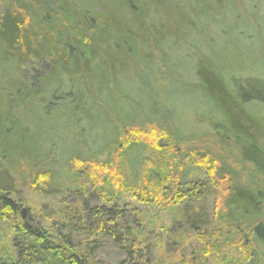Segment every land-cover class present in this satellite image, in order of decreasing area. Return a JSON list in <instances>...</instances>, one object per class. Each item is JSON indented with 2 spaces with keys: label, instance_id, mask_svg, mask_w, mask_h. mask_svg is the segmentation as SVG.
I'll use <instances>...</instances> for the list:
<instances>
[{
  "label": "trees",
  "instance_id": "1",
  "mask_svg": "<svg viewBox=\"0 0 264 264\" xmlns=\"http://www.w3.org/2000/svg\"><path fill=\"white\" fill-rule=\"evenodd\" d=\"M145 2L180 6L178 0ZM96 3L0 0V221L10 224L16 240V259L0 253V264H93V250L103 239L122 254L120 264L178 262L181 257H176L172 241L165 261L159 258L156 245L163 242L159 237L158 242L144 239L141 212L135 204L126 203L127 198L136 204L159 207L168 203L171 210L177 209L181 225L173 222L164 232L187 229L199 242L183 264H207L217 256L233 264L227 248L237 251L243 262L264 264V117L256 119L247 106L264 103V79H232L231 85L223 79L219 62L209 63L208 69L198 65L195 70L197 86L209 107L212 104L221 114L207 133L219 142L212 143L211 149L220 148L222 142L226 149L233 148L261 176L255 183L240 179L233 165L225 158L220 161L222 154L212 152L207 143L197 146L204 148L199 152L189 147L194 139L186 143V137L173 132L175 118L168 109L162 115L158 109L147 108L149 116L162 118V124L158 120L146 126L136 115L130 116L135 108L125 104L118 80L124 73L115 72L116 66L121 69L126 53L134 51L127 41L122 43L123 35L135 36L142 47L145 41L148 47L155 45L162 36L156 37L160 30L150 19L146 23L150 13L139 9L140 0H98L99 10L94 8ZM105 11L114 21L100 16ZM132 27L139 31L137 35ZM113 47L120 51V60L114 59ZM60 75L67 79L59 82L67 87L63 91L49 86ZM159 92L157 84L153 101L162 100ZM97 127L101 132L92 146L86 145L87 131ZM73 128L82 154L66 153L67 168L53 170L55 150L65 155L56 140L61 145L68 144V139L73 142ZM183 150L197 159L207 179L174 178L175 156ZM221 175L225 188L217 191L208 178ZM17 180L41 194L68 192L75 198L77 207L73 204L69 211L76 224L69 232L83 236L77 245L71 243L70 233H59L56 238L35 223L27 209L22 214L13 199ZM212 194L215 198L210 202Z\"/></svg>",
  "mask_w": 264,
  "mask_h": 264
},
{
  "label": "rangeland",
  "instance_id": "2",
  "mask_svg": "<svg viewBox=\"0 0 264 264\" xmlns=\"http://www.w3.org/2000/svg\"><path fill=\"white\" fill-rule=\"evenodd\" d=\"M93 1L97 2L96 5L94 4V8L99 10L98 0ZM144 1L140 0L138 7L150 13L147 16L149 18L146 23H150V19L154 25L153 27L160 30L157 32L156 37L160 33L162 38L158 43L156 42L155 45L149 47L145 45V41L142 47L135 36L131 37L128 33L126 35L122 34L126 36V40H122V43L127 41L131 46V51L133 48L134 51L126 53L123 61L120 62L122 65L119 68L121 69H118L117 66L115 68L116 73H121L120 71L124 73L123 75L119 74L118 80L120 83L117 81L122 87L120 94L125 104L129 105L130 103L135 108L130 116L136 115V120L139 123L149 126L151 121L160 120L158 122L162 124V118L159 115L149 116L147 108L149 110L151 108L158 109L157 112L162 115L168 109L170 115L175 118L174 124L171 125V129L175 134L186 137V143L194 139L192 145L189 143V147H195L196 152L204 149L203 147H197L201 145L200 143H207V148L211 149L212 143L217 144L219 142L214 136L207 133H209L208 130L211 128L213 119L221 118V114L215 110L212 104V107H209L210 103L197 86L198 78L195 70L198 65H205L208 69L209 63H215L216 65L219 62L222 64L223 79L227 83L230 81L231 85H233L232 79L241 80L246 77L264 79V0H189L190 4L186 0H178L180 6L173 7L155 6L153 3L149 4L147 2L144 5ZM193 1L198 3H193ZM112 12L110 10V14ZM136 12L139 14L140 10H136ZM105 13L106 11L102 12L100 16L109 18V13ZM111 18L112 15L110 20L114 21L115 17ZM116 19L120 21V16H117ZM132 19L133 16H130V20ZM137 32L139 31L132 27V33L137 35ZM149 32L154 34L153 29ZM171 35L174 36V38L172 37L174 40L170 37ZM118 39L120 38L118 37ZM112 53L115 56L114 59H121V53L118 49L113 47ZM54 78L58 79H53L49 86L54 84V87L59 88L60 91L67 89L66 86L59 85L60 80L63 83L67 82L65 76L60 75ZM64 79L66 82H64ZM30 81L33 83L35 80L31 79ZM157 84L160 90L159 96L162 97L161 101L151 99L156 92ZM73 92L76 95L77 92L75 90ZM34 96L41 97V94L39 96L34 94ZM138 103L140 106L137 105ZM225 105L227 104L225 103ZM247 106L255 112L254 117L256 119L261 120L264 117V103L249 104ZM142 108H144L143 112ZM224 125L228 126V123ZM81 130L85 132V129ZM75 131V128L71 129L73 142L68 139V144L61 145L55 138L57 147L63 149L65 157L60 154L59 150H55V162L51 165L54 168L53 170L67 168V164H65L68 159L67 154L71 152L82 154L78 148L81 145ZM89 131L85 135V144L92 146L95 136L101 132V129L97 127ZM262 143L264 145V139ZM226 146L222 142L220 148L214 151L211 150L212 152H220L222 158L219 160L225 158L229 161L233 168L238 171L239 177L243 181L246 179L255 183L260 181L261 176L258 177L252 172L251 165L243 163L234 149H226ZM191 154L186 150L176 153L175 170H173V173L175 172L174 178L178 179L182 176L186 180L207 179L203 174V170L199 167L197 159L191 158ZM192 161H195L194 164L191 163ZM60 178L59 176L57 180ZM208 179V183L213 189L221 191L219 188H225L224 176H212ZM15 191L17 196H13V199L19 203L24 211L27 209L28 215L35 220V223H41L56 238L59 233L64 235L70 233V226L76 224L74 214H70L69 211V208L76 204L74 203L75 198L69 195L68 192L41 194L33 187L21 184L19 180L15 182ZM214 198V195L210 196L209 201H213ZM124 201L135 204L140 210L144 223V231L142 232L145 236L144 239L158 242L159 237L160 241L163 242L156 245V251L159 253V258L162 257V261H165L168 257L167 250H171L169 241H172V249L177 250L176 257L178 259L181 257L175 264H183L182 260L192 255L191 251L197 248L199 242L189 230H179L178 233L171 231L169 234L164 232L173 222L179 221L181 225V214L177 212V209L171 210L170 207H167L168 203L156 207L153 205L147 206L143 203L136 204L128 198ZM70 236L71 243L74 245H77L78 240L83 237L77 232H71ZM101 242V246L93 250L92 263L120 264L123 260L122 254L107 239H103ZM15 243V236L10 224L0 221V253L10 256L13 260L16 259ZM76 249L74 250L77 251ZM226 252L233 258V264H249L243 262L237 251L227 248ZM32 264L44 263L35 261ZM207 264H225V262L222 256H217L210 257ZM253 264L258 263L254 262Z\"/></svg>",
  "mask_w": 264,
  "mask_h": 264
},
{
  "label": "water",
  "instance_id": "3",
  "mask_svg": "<svg viewBox=\"0 0 264 264\" xmlns=\"http://www.w3.org/2000/svg\"><path fill=\"white\" fill-rule=\"evenodd\" d=\"M22 214L25 216V211L22 209Z\"/></svg>",
  "mask_w": 264,
  "mask_h": 264
}]
</instances>
